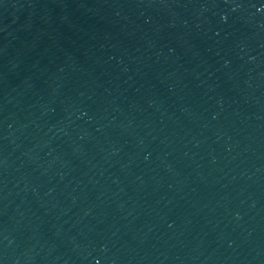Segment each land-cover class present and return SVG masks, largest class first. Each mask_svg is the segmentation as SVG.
Listing matches in <instances>:
<instances>
[{"label":"water","instance_id":"1","mask_svg":"<svg viewBox=\"0 0 264 264\" xmlns=\"http://www.w3.org/2000/svg\"><path fill=\"white\" fill-rule=\"evenodd\" d=\"M0 264H264V0H0Z\"/></svg>","mask_w":264,"mask_h":264}]
</instances>
